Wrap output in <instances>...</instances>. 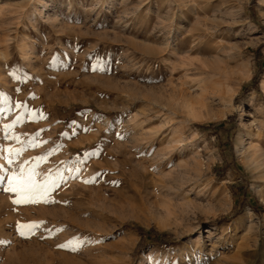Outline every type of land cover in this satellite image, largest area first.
Returning a JSON list of instances; mask_svg holds the SVG:
<instances>
[{
	"label": "rangeland",
	"instance_id": "rangeland-1",
	"mask_svg": "<svg viewBox=\"0 0 264 264\" xmlns=\"http://www.w3.org/2000/svg\"><path fill=\"white\" fill-rule=\"evenodd\" d=\"M0 169V264H264V0H0Z\"/></svg>",
	"mask_w": 264,
	"mask_h": 264
},
{
	"label": "snow or ice",
	"instance_id": "snow-or-ice-1",
	"mask_svg": "<svg viewBox=\"0 0 264 264\" xmlns=\"http://www.w3.org/2000/svg\"><path fill=\"white\" fill-rule=\"evenodd\" d=\"M18 108L22 107L19 103L16 105ZM31 118V117H30ZM18 119H20L18 117ZM95 119V118H94ZM8 128L12 127V125L6 126ZM85 132L90 131L89 128L84 129ZM76 133L73 132V135ZM118 138L123 139L119 133L117 134ZM93 155L98 153H92ZM85 155H89V153H85ZM42 159V158H40ZM8 163L11 164V159L8 160ZM3 171V169H0ZM35 170L28 169L25 170L24 166L20 167L18 172L13 171L7 174V187L3 189L4 191L13 192L16 194L17 199L13 200L12 203L15 204H27V203H37L40 200L47 202V193L49 191V186L46 183L38 184L35 179ZM4 176H0V181L4 180ZM36 227L35 224H27L21 225L17 223L16 230L21 236H25L26 234L30 235L32 230ZM78 242H73L70 250L77 251L78 250ZM61 248H69V244L58 245Z\"/></svg>",
	"mask_w": 264,
	"mask_h": 264
},
{
	"label": "bare ground",
	"instance_id": "bare-ground-1",
	"mask_svg": "<svg viewBox=\"0 0 264 264\" xmlns=\"http://www.w3.org/2000/svg\"><path fill=\"white\" fill-rule=\"evenodd\" d=\"M191 37V36H190ZM197 60V59H196ZM194 61V60H193ZM193 61H189V62H193ZM199 62H201L202 63V65H203V62L201 61V60H198ZM198 64V63H197ZM201 65V64H200ZM199 65V66H200ZM206 67V66H205ZM201 69V71L203 70V68H200ZM218 71V70H217ZM186 73V72H185ZM206 73V72H205ZM202 74H204V73H202ZM218 74V73H217ZM187 76L189 77V78H185L184 79V83H186V84H188L189 82H193L194 80H193V78H192V76H191V74H189V73H187ZM210 77V76H209ZM211 78V77H210ZM213 78V77H212ZM181 80V79H180ZM196 80V79H195ZM203 80L204 79H201V81H200V83H202L203 82ZM205 91V90H204ZM182 93H184V94H187L184 90H181L180 89V94L182 95ZM204 96V95H203ZM189 110H190V112H192V108H189ZM85 232V231H84ZM262 251V250H261ZM247 256H249V257H251L252 255L251 254H249V253H247ZM240 258H241V255L239 254V255H237V257H234V258H232V260L230 261V262H225V264H237L239 261H240ZM254 258V257H253ZM247 259V258H246Z\"/></svg>",
	"mask_w": 264,
	"mask_h": 264
},
{
	"label": "trees",
	"instance_id": "trees-1",
	"mask_svg": "<svg viewBox=\"0 0 264 264\" xmlns=\"http://www.w3.org/2000/svg\"><path fill=\"white\" fill-rule=\"evenodd\" d=\"M156 238L154 239V243L157 245H162L163 244V240L166 238V235H162V234H158V233H154Z\"/></svg>",
	"mask_w": 264,
	"mask_h": 264
}]
</instances>
